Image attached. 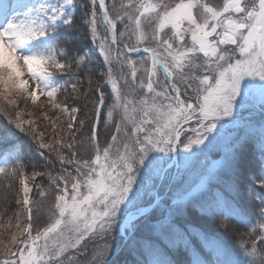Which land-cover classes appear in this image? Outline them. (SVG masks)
Masks as SVG:
<instances>
[{
    "label": "snow or ice",
    "instance_id": "snow-or-ice-1",
    "mask_svg": "<svg viewBox=\"0 0 264 264\" xmlns=\"http://www.w3.org/2000/svg\"><path fill=\"white\" fill-rule=\"evenodd\" d=\"M83 7L0 0V112L9 117L0 176L15 178L20 206L0 264H81L90 243L86 264H113L118 252L126 264H264V0H88L81 19L98 41L107 94L94 87L89 53L52 35L64 27L67 39ZM18 96L44 98L66 117L52 121V141L23 119ZM90 97L88 120L80 101ZM18 133L46 168L24 170ZM229 222L245 229L238 244L210 230Z\"/></svg>",
    "mask_w": 264,
    "mask_h": 264
},
{
    "label": "trees",
    "instance_id": "trees-1",
    "mask_svg": "<svg viewBox=\"0 0 264 264\" xmlns=\"http://www.w3.org/2000/svg\"><path fill=\"white\" fill-rule=\"evenodd\" d=\"M111 3V1L109 0ZM80 3L84 5L83 8L77 9V12L75 14V25L73 28L68 29L67 32L69 33L68 38L65 37V28L61 27V29L56 32L52 33V35H55L58 37V43L61 47L68 48V47H76L78 49H83L84 51H87L92 59V66L90 70L91 78L94 81V87H101L105 91V93L110 92L109 87H104V85L99 82L100 79V73L105 71L106 66L103 64L102 57L95 51V42L92 41L90 32L87 30V25L83 22L81 19L82 14L84 11H87L88 8V0H80ZM103 29V25L99 26V29ZM77 53H73V55H76ZM87 66V65H86ZM70 89L68 90V93H70ZM68 95L67 93L61 94L60 97H64ZM58 97L59 99H61ZM71 100L69 102L72 103V98H68ZM65 102V100H64ZM82 103V100L80 101ZM82 118V113L80 114ZM9 117L6 116L3 112H0V122H6ZM256 120H259V115H254L253 117ZM33 127V126H32ZM34 129V128H33ZM35 130V129H34ZM16 143L25 145V157L22 161L24 170L25 171H31L33 168L36 170L44 169L48 166V162L45 161L42 157H40L37 152L35 151V144L32 143L30 140V137L24 133H18V139L15 141ZM32 144V150L29 151L27 145ZM258 153L255 149H249L247 154V159L249 161L248 163V171L252 173L255 176H259L260 172V164L257 159ZM49 160L52 162L53 165H55L54 169H49L54 172L59 171V162L55 159L54 154L49 155ZM211 161H209L210 163ZM38 180L41 183H44L45 178L39 177ZM12 184L13 186L9 189L8 185ZM45 188H47V184L45 183ZM19 187L18 183L16 182L14 177L8 178L4 176H0V210L5 205H11L13 202L12 200L14 197H16V188ZM250 191L255 192L256 189L250 186ZM32 195L36 196V191L32 193ZM10 201V202H9ZM246 201L248 203L252 202V197L248 196L246 197ZM12 202V203H11ZM7 209V207H5ZM11 209V208H10ZM9 209V210H10ZM231 229V222H229L228 228H215L213 227L210 229L211 231L215 232L219 238H222L224 241L230 243V244H238L239 239L241 237V234L245 231V229H241L240 231H232ZM247 239V237H245ZM119 245V242L116 243V246ZM95 247L94 243H90L88 246V256H81L79 257V260L81 261V264H86V261L90 259L91 252L93 248ZM131 260V257L128 256L126 253H120L119 256H117L113 260V264H126V261Z\"/></svg>",
    "mask_w": 264,
    "mask_h": 264
},
{
    "label": "rangeland",
    "instance_id": "rangeland-1",
    "mask_svg": "<svg viewBox=\"0 0 264 264\" xmlns=\"http://www.w3.org/2000/svg\"><path fill=\"white\" fill-rule=\"evenodd\" d=\"M112 3V0H110ZM126 2V0H125ZM209 2L212 3H218L220 2V0H209ZM117 3V7H119V3L120 0H116ZM19 13L13 11L12 13H10L9 15V19L13 18L14 16L18 15ZM0 23H3V20H0ZM122 29V26H121ZM101 36L104 35V31L103 29H99ZM96 44L95 46V51L100 55V52L97 48V42H95ZM133 58L135 59H139V57L143 54L137 55V54H132ZM101 56V55H100ZM102 57V56H101ZM103 59V57H102ZM125 71H127V69H125ZM115 74V73H114ZM110 88V87H109ZM64 97H66V99H64ZM64 97H60L62 99V102L64 103H68L71 102V100H69L68 98L71 96L70 95H66ZM17 102L19 104V111H21L22 113H24L23 119L25 120H33L34 124L32 125L33 128L35 130H37L38 132L43 133L44 136V142L48 143L50 141H52L53 136L55 135V133H58L60 131V121H57V125L55 128V132L53 131V124L52 121H56L57 117H61V121L66 119V117L62 116V114L60 113L59 109H53L51 107V105L47 102V100H45L44 98H42L39 102H37L36 104H32L30 100H26L24 97L22 96H18L16 97ZM94 97H90L87 101H85L83 98L82 100V105L86 104V107L84 108V111L82 112V118L83 117H87L88 120L91 119V112L90 109L92 107V101H93ZM255 115H259L258 113H256ZM48 118H45V117ZM255 121H258L256 119H254ZM87 123V120H86ZM80 133L85 137V139L87 138V128L81 129ZM65 140H67V134L65 133ZM89 155H91V149H81V156L84 158H87ZM18 199V196L16 194V197H14V199L12 200V204L9 206L8 204L3 206L0 210V257H3L4 255V251L5 249L10 245L11 243V239L12 236L16 234V223H17V213L18 210L20 208L19 205H17L15 203V200ZM10 202V201H9ZM47 202L50 204L51 203V196L48 197ZM10 209H7L5 207H7ZM20 221H23V215H20ZM119 242V237L117 236L115 239L112 240V244L114 246H116V243Z\"/></svg>",
    "mask_w": 264,
    "mask_h": 264
},
{
    "label": "water",
    "instance_id": "water-1",
    "mask_svg": "<svg viewBox=\"0 0 264 264\" xmlns=\"http://www.w3.org/2000/svg\"><path fill=\"white\" fill-rule=\"evenodd\" d=\"M118 254H119V252H118V253H115V254L111 257V259L113 260Z\"/></svg>",
    "mask_w": 264,
    "mask_h": 264
}]
</instances>
